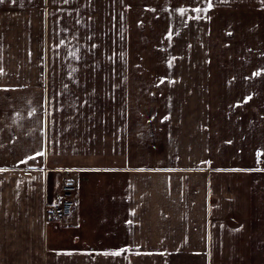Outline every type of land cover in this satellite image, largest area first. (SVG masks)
<instances>
[{
    "label": "crops",
    "instance_id": "obj_1",
    "mask_svg": "<svg viewBox=\"0 0 264 264\" xmlns=\"http://www.w3.org/2000/svg\"><path fill=\"white\" fill-rule=\"evenodd\" d=\"M0 264H264V0H2Z\"/></svg>",
    "mask_w": 264,
    "mask_h": 264
},
{
    "label": "built area",
    "instance_id": "obj_2",
    "mask_svg": "<svg viewBox=\"0 0 264 264\" xmlns=\"http://www.w3.org/2000/svg\"><path fill=\"white\" fill-rule=\"evenodd\" d=\"M78 186L71 180H66L61 187L59 201L48 208L50 219L62 223L69 218L76 207Z\"/></svg>",
    "mask_w": 264,
    "mask_h": 264
},
{
    "label": "rangeland",
    "instance_id": "obj_3",
    "mask_svg": "<svg viewBox=\"0 0 264 264\" xmlns=\"http://www.w3.org/2000/svg\"><path fill=\"white\" fill-rule=\"evenodd\" d=\"M194 0H192V2H193ZM147 6V5H146ZM179 7V6H178ZM144 34H145V41L146 40H148L149 42H148V44H146L145 45V53H154L155 51L153 50V45H152V43H150V40L152 39V38H154V40H157V38L156 37H158V40L160 39V38H162L163 37V32L162 31H158V30H152V29H148V30H145L144 31ZM152 41H153V39H152ZM211 41V40H210ZM146 43V42H145ZM212 43H213V45H214V43H218V40H217V38H214V40H212ZM213 45H211L210 47H209V53H217V52H219V51H217L216 52V47L215 46H213ZM222 47H220L219 49H221ZM242 47H239V48H236L237 49V51H239L240 49H241ZM231 50H233V48H231V47H229V48H225V47H223L222 49H221V52H231ZM149 65L151 64V63H148Z\"/></svg>",
    "mask_w": 264,
    "mask_h": 264
},
{
    "label": "snow or ice",
    "instance_id": "obj_4",
    "mask_svg": "<svg viewBox=\"0 0 264 264\" xmlns=\"http://www.w3.org/2000/svg\"><path fill=\"white\" fill-rule=\"evenodd\" d=\"M0 2H2V0H0ZM195 11L199 12L200 9L197 8V9H195ZM181 14L183 15V10H181ZM257 75H259V73H257ZM118 254H119V253H113V255H118Z\"/></svg>",
    "mask_w": 264,
    "mask_h": 264
}]
</instances>
